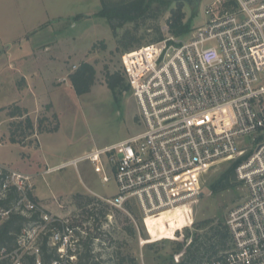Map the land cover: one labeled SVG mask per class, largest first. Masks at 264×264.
Masks as SVG:
<instances>
[{
    "label": "built area",
    "instance_id": "1",
    "mask_svg": "<svg viewBox=\"0 0 264 264\" xmlns=\"http://www.w3.org/2000/svg\"><path fill=\"white\" fill-rule=\"evenodd\" d=\"M205 17L185 35L166 27L163 40L124 54L140 132L48 171L89 162L102 182L117 184L113 196L97 195L103 205L126 209L135 203L149 218L191 203L203 194V176L213 166L241 158L235 170L247 197L229 211L227 232L217 225L224 232L221 245L211 243L215 247L195 264H264V0H212ZM12 189L18 196L0 217L15 212L32 219L12 264H26L19 251L42 264L44 236L66 260L74 237L68 218L35 198L36 175L0 162V198Z\"/></svg>",
    "mask_w": 264,
    "mask_h": 264
},
{
    "label": "rangeland",
    "instance_id": "2",
    "mask_svg": "<svg viewBox=\"0 0 264 264\" xmlns=\"http://www.w3.org/2000/svg\"><path fill=\"white\" fill-rule=\"evenodd\" d=\"M211 2L149 0L150 9L160 15L125 24L118 29V37L130 29L147 45L156 27L165 35L171 10L179 4L186 13L185 22L192 19L191 28L198 27L205 22V9ZM101 7L102 0H0V83H4V67L15 74L21 69L24 74L16 88L4 92L0 87V106H6V111L0 112L6 117L0 124V162L19 171L23 162L38 164L34 172L22 170L27 173L45 170L36 174L35 193L53 215L68 218L67 223L75 229L76 238L68 249L77 250L78 230L84 236L97 237L95 250L102 251L103 264H176L185 258L196 235L221 245L214 228L219 224L226 231L229 211L245 201L248 190L238 180L234 187L216 192L212 185L241 158L213 166L203 176V196L149 218L135 203L126 209L98 205L97 195L113 196L117 184L114 179L102 182V175L96 174L89 162L80 163L78 169L70 165L48 171L143 128L131 89L119 92L117 101L107 85L109 72L120 71L129 81L123 61L126 52L117 48L118 37L108 20L97 16ZM7 47L14 54L11 58ZM83 62L94 66L96 80L90 92L77 95L70 75ZM18 103L27 110L23 117L11 116ZM27 117L34 127L27 126ZM18 123L23 124L19 127ZM56 126L55 131H49ZM41 131L45 132L42 137ZM13 138L20 144H13ZM205 220L210 222L199 226Z\"/></svg>",
    "mask_w": 264,
    "mask_h": 264
},
{
    "label": "trees",
    "instance_id": "3",
    "mask_svg": "<svg viewBox=\"0 0 264 264\" xmlns=\"http://www.w3.org/2000/svg\"><path fill=\"white\" fill-rule=\"evenodd\" d=\"M149 7V0H102V7L97 13V16L104 17L108 20L110 28L113 30L116 37H118V29L125 26L127 23H138L140 20H146L151 16H159ZM79 16H76L78 18ZM186 13L183 11L182 4H179L176 9L171 10V16L168 20L169 30L175 36H182L187 34L192 28V19L185 22ZM160 27H156V33L149 43L161 41L164 39ZM142 42L137 40L135 35L130 29L124 31L123 35L117 38V48L119 51L127 52L140 48ZM96 69L93 65L83 62L79 68L70 75V80L77 95H83L91 91L95 84ZM107 85L113 92L114 96L119 101L118 93L127 92L130 90V85L126 82L124 75L120 71L107 73ZM24 110L20 106H16V111L12 112L11 116H24ZM28 127H34L30 117L25 120ZM23 123H18L20 127ZM58 128L56 126L53 130ZM12 142H16V139H12ZM238 162L234 163L229 169L223 172L220 177L212 185V191L226 190L236 185L237 175L236 166ZM17 192L12 189L7 194L6 198H0V209L10 208L17 198ZM98 205H103L101 200H98ZM128 205L127 208H129ZM34 218L38 217V214L33 215ZM32 219L20 213L12 212L8 218L2 219L0 217V264H12V253L19 247V237L22 229L28 226ZM210 222L205 220L199 226H206ZM56 227L62 229L65 226L63 222L54 223ZM75 233V229H74ZM78 240L75 241L78 246L77 250L73 251L68 249V257L66 260L60 259L57 251V247L49 244L47 236L39 239V245L41 248V260L42 264H52L55 260H60V264H103L104 258H102V251H96V238L95 236H84L80 231H76ZM214 236L221 240L224 236V232L219 228H214ZM74 239L76 237H73ZM206 237L202 235H196L188 247V251L185 258L176 264H195V261L201 256V253L206 250H212L215 245L208 243ZM21 253V251H19ZM75 255L76 261H71L69 256ZM21 259L26 264H36V257L29 252H24Z\"/></svg>",
    "mask_w": 264,
    "mask_h": 264
},
{
    "label": "crops",
    "instance_id": "4",
    "mask_svg": "<svg viewBox=\"0 0 264 264\" xmlns=\"http://www.w3.org/2000/svg\"><path fill=\"white\" fill-rule=\"evenodd\" d=\"M10 48H6V52H9L10 53V55L8 56V58H11L12 57V54L13 53H11L10 51ZM14 55V54H13ZM21 56V55H20ZM22 58H24L23 57V55L20 57V59H21V61H22ZM3 60V59H2ZM3 63H5V61L3 62ZM17 64H15L14 65V67L16 66ZM5 68L6 67H4L3 69H2V71L1 72H4V74H6V75H3V77H4V83L2 82V83H0V87H3L4 88V92L6 91V88H10V89H14V88H16L17 86H16V83H17V80H18V78H20V80H22L21 78L24 76V74H22V72H21V69L19 70V73L18 74H15V73H13L12 71H10V70H5ZM28 82V81H27ZM2 84H6V85H2ZM19 90H21V89H19ZM21 93V95H22V91L20 92ZM18 102V101H17ZM21 104V103H20ZM19 103L17 104L18 106H20L23 110H24V112H27V110L25 109V108H23L21 105H20ZM27 108V107H26ZM3 112V111H6V106L5 107H2V106H0V112ZM17 117H21V116H17ZM23 117V116H22ZM5 119H6V117L4 116V115H0V124L1 123H3L4 121H5ZM42 133H41V137H42V135H43V133H45L44 131H41ZM13 144H20V142L19 141H17L16 140V142H12ZM22 147H23V145H22ZM24 147H25V145H24ZM5 164H8V163H6V162H4ZM35 165H36V163H34ZM9 165H11V164H9ZM35 165L33 166V163H27V162H23V169L22 170H25V171H28V170H30L31 172H34L35 170H37V168L35 167ZM12 166V165H11ZM36 166H38V164L36 165ZM12 167H14V166H12ZM16 168H18V167H16ZM15 169V168H14ZM20 169V168H19ZM21 170V171H22ZM25 171H22V172H25ZM43 171H45V170H43ZM43 171H41L40 173H42ZM25 173H27V172H25ZM40 173H28V174H32V175H36V174H40ZM37 177H38V175H37ZM37 180V179H36ZM35 198L38 200V201H40L41 199V197L38 195V193L36 192L35 193ZM41 202V201H40ZM42 203V202H41ZM46 205V204H45ZM46 206H48L49 208H50V206L49 205H46Z\"/></svg>",
    "mask_w": 264,
    "mask_h": 264
},
{
    "label": "water",
    "instance_id": "5",
    "mask_svg": "<svg viewBox=\"0 0 264 264\" xmlns=\"http://www.w3.org/2000/svg\"><path fill=\"white\" fill-rule=\"evenodd\" d=\"M201 196H203V194Z\"/></svg>",
    "mask_w": 264,
    "mask_h": 264
}]
</instances>
